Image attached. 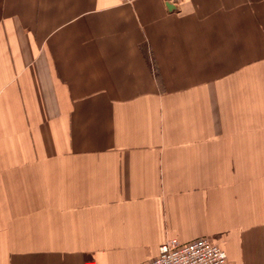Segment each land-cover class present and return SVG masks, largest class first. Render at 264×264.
<instances>
[{
  "label": "crops",
  "instance_id": "0c3cea01",
  "mask_svg": "<svg viewBox=\"0 0 264 264\" xmlns=\"http://www.w3.org/2000/svg\"><path fill=\"white\" fill-rule=\"evenodd\" d=\"M202 236L264 264V0H0V264Z\"/></svg>",
  "mask_w": 264,
  "mask_h": 264
},
{
  "label": "built area",
  "instance_id": "2783aa9c",
  "mask_svg": "<svg viewBox=\"0 0 264 264\" xmlns=\"http://www.w3.org/2000/svg\"><path fill=\"white\" fill-rule=\"evenodd\" d=\"M132 3L135 0H120ZM226 251L208 237L202 236L190 243L182 244L177 238H171L159 248V255L145 264H229ZM84 264H98L95 260H86Z\"/></svg>",
  "mask_w": 264,
  "mask_h": 264
}]
</instances>
